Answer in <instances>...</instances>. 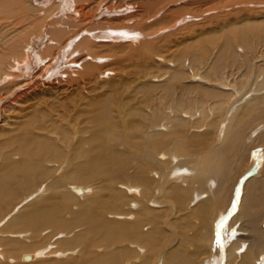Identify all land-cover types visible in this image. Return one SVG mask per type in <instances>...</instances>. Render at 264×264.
<instances>
[{"label":"bare ground","instance_id":"6f19581e","mask_svg":"<svg viewBox=\"0 0 264 264\" xmlns=\"http://www.w3.org/2000/svg\"><path fill=\"white\" fill-rule=\"evenodd\" d=\"M2 1L3 4L1 3ZM2 1L0 3L8 9L6 12L7 16L9 14L12 15V13H9L12 11L11 8L16 10V7H19L20 10L17 13L14 12L15 14L13 13V16L9 19L6 18L7 16L4 19L0 18V121H2L3 115H12L10 117L8 115L7 117L9 118H3L4 123L0 125V136H3L1 138L6 137L2 148H7L9 145L11 147L0 163V264H264V235H259L249 245L238 238L234 227V223L241 213L245 214V211H243L244 207H241L242 205H248L247 199L254 196L259 199V197L264 196H261L264 193V188L260 186L264 185V154H262V151L256 150L251 153L249 159L245 158L244 161H247L246 159L249 161L248 167L241 173L239 171L240 176L238 175L233 180L234 196L236 194L239 195L238 203L242 197V203L240 208H236L235 211H230V213L228 212L230 218L225 216L227 214L223 215L222 213L213 212L212 206H207L208 200L212 197L209 196V193L202 194L198 193V191H193L195 185L202 187L210 181H212V183H208L212 187L210 191H213L212 189H215L217 185L212 179L220 182L226 180L229 169L227 158L229 149L227 148L228 145L224 147L223 143L233 134L234 129L232 128L239 126L235 125L232 127L234 125L232 123L236 122L238 124L239 121L242 123L243 120L244 125H249V119L253 118V116H238L239 110L244 109L248 115L254 112L253 119L258 117L256 115L257 111L259 115L263 114L264 95L262 93L246 99L240 104L235 105L236 102L234 101L232 104L229 103V106L227 105L231 120L224 132L223 141L218 144L222 148L218 146V149L212 150L202 163L200 162L202 167L196 173L199 176L197 177L198 180L201 181L195 183V179L188 176L183 171L186 168L178 162L181 156L186 157V160H188L185 154L193 152H190L193 148L191 146L195 147L193 144L196 139L190 138L187 140L188 144L186 147H177L176 144L185 140L182 138V134L188 128L189 130L195 128L196 124L200 123L199 118L196 121V115L200 117V115L207 112L206 108H198L193 112V108H189L191 105L186 108L185 104L187 102L183 101L184 97L182 95H190L199 91L205 97V102L209 101L206 97H213L215 99L213 108L220 109L224 104H227L229 99L230 101L234 99L238 89H236L237 80H231L224 73V67L222 66L216 68V65L213 64L212 67L210 66V73L207 69L206 75H203L202 72L203 76L201 74H199L200 76L197 75L195 71L198 69L199 59L193 53L184 62L177 60L180 64L175 61L177 65L179 64L178 67L180 65L192 67L186 72L189 75H186L189 81L187 80L188 82L183 83V88L180 91L181 95L174 93V86L176 83L186 80L185 70L187 69L183 68L182 71L176 67L177 69L174 71L170 70L167 66L176 65L171 64L173 62H168L165 68L173 71V73L166 71L164 76L166 79L163 80L161 78L155 82L160 84L158 86L161 88L160 91L163 94V98H170L168 104L171 107L169 108H134L129 114L126 113L128 117L125 121L128 120V122H124V125L119 124V120L113 116L114 112L108 111L105 109L106 106L104 108L103 105L101 106L103 110L100 107L102 111L97 108V111H101L100 113L95 110V113L90 114L89 122H85L86 124L81 119L77 121L81 114L78 113L75 118L72 117L73 119H70V115H66L65 112L66 119H70L77 126L74 129L77 140L72 150H70V157L66 153L62 161H60V164L63 165L65 159L69 158L68 162H66V170L57 180H50L45 189L41 190L38 187L39 191L36 188V191L33 190L34 186L32 185L36 183L37 178L46 177L49 174L48 166L53 167L55 160L58 159L59 161L60 157L58 156H63L62 153L64 152L61 153V151L64 150L61 148L60 150L58 144L56 147L50 142V139L39 132L42 131L44 132L42 134L46 135L51 134L48 122L46 119L44 121L42 119L44 117L39 118V120L37 118L39 125L35 123L30 125L32 121L30 124L26 122V118L29 117L30 112L34 108L31 109V104L26 105L25 97L35 91L38 92L40 89L43 91L52 89L48 81H51V77L58 76L54 72L60 66L59 63L64 61L65 57L69 56L70 53H73L70 50L75 36L80 33L78 29L80 25L92 22L95 18H108V20H104L102 28L108 30L109 34L98 35L94 40L85 39L81 43L79 51L84 56H89L90 60H94L96 56H99L95 61H105L112 54L102 55L101 52L103 50L101 49L105 48L106 53L110 51L109 48L115 49L114 46H109L108 42L110 40L114 41L116 39L118 42L120 40L136 45L135 42L138 37L137 34L133 33V29L135 28L145 34L144 32L149 30V27L142 24H146L145 19L149 18L151 11L158 5L160 6V4H172V2L176 3L175 1L178 0H130L133 3L128 2L129 0ZM213 1L215 3V0ZM185 2L187 3V1ZM117 3L122 4L118 6L116 5ZM186 3L184 6H186ZM92 4H96L95 9L94 11L91 9L90 11H93L92 14H88L86 10ZM131 4L138 8V11H135L136 13H130V10H132ZM193 6L191 7L193 8ZM219 7H221V4ZM163 10L158 11L156 15H163L165 13ZM178 10L175 11L177 12ZM192 11L194 10L192 9ZM179 13V16L183 15L184 9L180 10ZM171 17L170 15H165L158 22H170L174 19V17L173 19ZM131 21L133 25L130 24ZM142 34L141 36H143ZM238 37H241L240 41L248 44V47L254 46L253 43H249L250 36L247 34L241 32ZM139 39L142 40L143 38L139 37ZM144 40L147 41L146 39L142 41ZM231 41L233 40L231 39ZM227 44L231 47L233 42L229 41ZM132 45H128L125 48L133 50L134 47ZM218 62L214 63L217 64ZM97 66L90 64L87 67L85 66L84 69H88V72L93 74L94 72L92 71H95L98 74ZM244 66L246 68L250 67L248 58H244ZM54 67L56 68L54 69ZM257 68L261 72L263 70L260 69L264 68V65ZM210 75H213L212 77L221 75V77L217 81L214 79L213 82V80H209ZM245 76L247 74L242 75V77ZM57 82L59 84V81ZM203 84L208 85L209 89ZM154 86L156 87L155 84ZM149 89H154L153 85H150ZM4 92L5 95H3ZM199 99L202 102V97ZM201 102H198V105H202ZM189 104L191 103L189 102ZM55 106L58 107L56 104ZM54 107L52 108L55 110ZM53 109L49 108V111L48 109L46 111L49 113ZM56 110L59 109L56 108ZM49 114H46L45 118L50 116L48 118L51 119L53 113L50 112ZM138 118L144 120L145 124L141 123ZM57 119L60 118L57 117ZM60 125L58 126L60 127ZM263 127L264 123L262 127L257 128L258 130L255 131L257 134L259 132L258 135L256 134L257 137H254L259 142H264V135L260 134L264 130ZM242 132L244 131L242 130ZM242 132L240 133L242 134ZM63 134L65 133H62V136ZM137 137L139 139L141 137L144 142L139 144ZM66 141L68 140L66 139ZM251 141L253 143V140ZM0 143L3 144V142ZM69 145L71 144L69 143ZM129 145L130 152H123L127 148L129 151ZM141 147L146 150L144 154H146L150 162L148 165H138L136 169L133 168V172L132 170L128 172L132 167H130V164L136 161L135 152L139 151ZM262 147L261 149H263ZM171 148H174V151H172L173 149L170 151ZM170 161L172 165L167 167ZM77 163H80V166H77ZM60 164L59 166H61ZM178 171L181 172L180 175ZM81 172H86L85 176H82ZM67 180L69 183L73 181L77 184L84 180L86 184L97 185L91 192L93 194H98L99 191L108 193L110 199L108 202L105 201L106 198L104 196L106 197V195L104 194L97 197L94 195L91 198L92 193L89 195V191H86V188L80 187V185L71 187L70 195L63 194V191L61 194L60 190L64 188ZM121 182H125L122 186H125L126 193L119 190L120 186L118 183ZM116 186L119 188L117 189ZM165 186H170L169 195L164 192ZM223 187L225 188V186ZM220 188H217V190ZM16 189L34 193H29L28 195L26 193V197L20 199V202L24 201L22 207H19L9 217L10 219L2 221L4 213L7 210V213H9V208H12V204L17 203L16 200L19 199ZM21 190L19 191L21 192ZM219 191L221 192V190ZM55 196H58L57 201H55ZM193 196L194 201L190 200ZM86 198L85 202L76 203L78 208H81V211L77 213L73 211L71 208L73 202ZM169 201H172V204H176L178 209L176 220L172 222L166 221V218L169 217L167 210L161 209L164 207V202L168 203ZM251 201H249L250 204ZM254 206L256 207V205ZM249 209H246L247 213L251 212H249ZM252 209L254 210V208ZM69 217H71V220H68ZM199 219L202 222H198ZM192 224L197 226L196 232L193 231L195 234L189 235V228L192 227ZM176 229L178 230L176 231ZM258 231L262 232L260 229L254 232L260 234ZM175 232L179 234L181 232L182 235L179 236ZM29 233L31 235L29 238L25 239L22 237H27ZM56 236H63V238L57 240ZM57 252H61L60 254L66 259H55Z\"/></svg>","mask_w":264,"mask_h":264},{"label":"rangeland","instance_id":"374dc122","mask_svg":"<svg viewBox=\"0 0 264 264\" xmlns=\"http://www.w3.org/2000/svg\"><path fill=\"white\" fill-rule=\"evenodd\" d=\"M0 1H2V0H0ZM125 1H127V0H125ZM182 1L184 4L183 3L180 4V2H182ZM185 1H187V3ZM128 2L133 3V1H130V0ZM175 2L176 3H174V2H172V4L170 3L171 5L168 2H167L168 4H166V3H163V5L160 4V6H162L161 9H160V6L158 5L156 8H154V10L151 11L152 13L149 15V18L145 19L146 24H142L144 26L149 27V30L144 32L145 34H142L141 31H137V29L132 28L133 33L137 34V37H138V40L135 42L136 45L129 44V42H126V41L124 42V41L119 40V42H118V40H116V39L114 41L110 40V42H108L109 46L110 45L114 46L115 49L109 48L110 51H108V53H106L105 48L101 49V50H103L101 52L102 55L103 54L104 55L112 54L111 55L112 57L108 56L105 61H95V59L99 56H96V58L94 56L95 59L90 60L88 58L89 56H84L83 54H81L79 52L81 49L80 48L81 43L85 39L94 40L96 38V36H98V35H101V34L105 35L107 33L109 34L108 30L102 28L104 20L105 19L108 20L107 17H102L99 19L95 18L94 20L89 19V20H92V22L84 23V24L80 25V28H78L80 30V33L75 36L74 43L71 46L70 52H73L72 54L69 52L71 54V56L69 54V56L65 57L64 61H61L59 63L60 66H58V68L54 67V69L56 68V71L54 73H55V75L58 74V76L57 75L54 76L55 79H54V77H51V81H48V82H50V84L52 86V87L50 86V88H52V89H50L49 91H47V90L43 91L42 89H40L38 92L35 91L33 94H31L29 96L26 95L27 97H25L24 101H27L26 105L31 104L32 108L31 107L30 108L31 109L34 108V109L30 113L33 116L35 115V117H33L31 114H29V117L26 118L27 120L25 119L26 122L28 124H30V122L32 121L33 124L31 123L30 125H34V123L39 125V122H38L39 118L44 117L42 119H43V121L46 119V121L48 122V126H50V129H51V130L49 129L51 134L46 135V134H42V133H44L42 131H39V132L41 133V135H43V136L45 135L46 138L50 139V142H52L56 147L58 144V148L59 149L61 148L62 150H64V151H61V153L64 152V153H62L63 156L62 155L58 156V157H60L59 161H58V159L55 160L56 162H54L55 165H53V167L48 166L49 174L46 177L41 176V177L37 178L36 183L34 185H32V186H34L33 190H35V188L37 189L38 187L41 190L43 188L45 189L46 188L45 186L50 182V180L51 181L53 179L57 180L65 172L66 162H68L69 158L67 157V159H65V161L63 162V165L60 164L61 163L60 161H62V159L66 153H68L69 157H70V150H72V147H74V144H76V140H77L75 138V132H74V129H76L77 126H75L73 124V122L70 121V119L72 117L75 118L79 113V114H81V117L77 121H80V119H81V121L83 123H85V122L88 123L89 122L88 118H90V114L95 113V110H96V112L100 113L103 110V107L105 108V106H106L105 109H107L108 111L111 110L110 112H114L113 116H115L119 120L118 123L121 125H124V122H128V120L125 121L126 118L128 117L127 114H129L131 112V110L134 108H160V107L169 108V107H171V106H169L170 104H168L170 101V98H168V97L166 99L163 98V94L160 91L161 88H159V86H158L159 83H155V82L159 81L161 78H163V80H165L166 78H164V76L166 75V73H165L166 71L173 73V71L177 68H179L182 71H183V68H185V69H187V70L184 69L186 80L184 79L185 81L182 80L181 83H176L174 86V93H178L179 95H181L180 91L183 88V85H184L183 83L189 81V79L186 78V75L189 76L188 73H186V72H188L190 69H192V67L191 66L183 67L182 65H180V66H182V68H180V66L178 67V65L180 64L178 61L184 62V60H188V58L191 57L192 53H193V55L196 54V58L199 59L198 60L199 66L197 65V68L198 69L201 68L200 69L201 71L197 69L195 71V72H197V75L201 74V72L203 75L204 74L206 75L205 72L207 71V69L209 72L210 66L212 67L213 64L216 65V68H220L219 66H222V67H224V73H226V75L231 80L232 79L237 80L236 89H238V91H236L237 93H235L234 99L232 101H230V99H229L227 104H224V106L220 109L213 108V105L215 102V99L213 97H211V96L206 97V99L209 101L205 102V99H204L205 97L203 95H201V93L199 91L196 93H191L190 95H188V94H184L185 96L182 95V97H184L183 101L185 103L187 102L185 104L186 108H188L191 105L189 108H193V112L198 108H206L205 110L207 112L206 114L200 115V117L195 114L196 115V121L199 118L200 123L198 122V124H196L195 128H191L190 130L188 128L187 131H185L184 134H182L183 135L182 138L185 140L182 143L176 144L177 147H179V146L186 147L188 144L187 140H189L190 138H193L194 140L196 139L194 141V144H193V145H195V147L191 146L193 148L191 149L190 152H192V151L193 152L185 154L187 156L188 160H186V157L181 156L180 157L181 159H179L178 163L181 166H184L186 168V170L184 169L183 171H185L188 174V176L192 177V179H195L194 180L195 183L201 181V180H198L197 177H199V176L196 173V172L200 171V169L202 167V164H200V162L202 163L204 158L207 157L209 155V153L212 152V150L218 149L217 147L221 146L218 144L223 141L222 139H224V132L226 130V127H228V124L231 120V118H229V111H228L227 107L230 104H232V102L234 103V101L236 102L235 103V105H236L238 103L240 104L242 101H244L246 99L253 98L256 95H259L262 93L264 95V68L260 69V70H263L261 72H259L258 71L259 69L257 68L259 66L264 65V0H218V1L215 0V3L213 0L212 1L211 0H195V1H193V0H178ZM1 3L3 4V1ZM1 3H0V18L4 19L7 16L6 12L8 11V9H6L5 6L2 5ZM122 3H117L116 5L119 6ZM185 3H186V6H184ZM218 3H219V6L221 4V7L218 6ZM190 4H191V6L196 5V7L193 6V8H192L190 6ZM203 4H205V5H203ZM95 5L96 4H92L91 7L87 8V10L85 9L86 12L88 14H92V12L95 9L94 8ZM204 6H206V7H204ZM212 6H214V7H212ZM167 7H168V9H166ZM180 7H181V9H180ZM135 8H137V7L132 5V8H131L132 10H130L131 11L130 13H132V12L136 13L135 11L136 10L138 11V8L137 9H135ZM176 8L179 9L177 11L178 13L175 11V10H177ZM198 8H200L201 10ZM207 8H208V10H207ZM213 8H216V9H213ZM11 9H12V11L9 13H12V15L9 14L6 17L8 19L11 16H13L14 12L17 13L20 10L19 7H16V10L14 8H11ZM91 9H93V11H90ZM162 9H164L163 11L165 12V13H163L164 16L170 15V16H172L171 19H173V17H174V19L171 20L172 22L171 21L170 22H158L161 19H163L164 16L161 14L156 15V13ZM183 9H184V14L179 16V14H180L179 11L183 10ZM192 9L194 11H192ZM172 10L175 12H173ZM89 12H91V13H89ZM177 17H178V19H176ZM86 21L88 22V20H86ZM131 22H130V24L133 25V22L132 23ZM161 23H163V24H161ZM19 27H21V25H19ZM241 32L250 36L249 43H253V45H254L253 47H248V44L242 43L240 41L241 37L239 38L238 36H239V34H241ZM141 34L143 36H141ZM112 37H114V36H112ZM139 37L146 39L147 41H145V40L142 41L143 39L141 40V39H139ZM231 39L233 41H231ZM229 41L233 42L231 47H229L228 46L229 44H227V43H229ZM225 44H226V46H224ZM128 45H132L134 47L133 50L130 48H128V49L125 48ZM74 53H76V54H74ZM38 56H40V55H38ZM244 58H248V60L250 61V67L249 68H246L244 66ZM70 59H71V61H69ZM78 59H80V60L78 61ZM218 60H219V62H218ZM82 61H83V63H82ZM175 61H177V63H179V64L177 65V63ZM216 61L218 62L217 64L214 63ZM168 62H170V63L173 62L171 64H174L176 66H167ZM90 64L98 65L97 66L98 67L97 68L98 74H96L95 71L91 70L92 72H94V74H93V73L88 72V69H84L85 66L87 67ZM202 64H204V65H202ZM220 64H223V65H220ZM166 66L168 67V69L173 70V71H169L168 69H166L165 68ZM251 70H252V72H251ZM85 72H87V74L84 75ZM54 73H53V75H54ZM243 74H247V76L242 77ZM88 76H90L91 78L90 77L87 78ZM212 76L213 75H210L209 80H213V82H214V79H216L215 81H217V79L221 77V75H218L217 77H215V76L212 77ZM56 80L59 81V84H57L58 82ZM240 80H242L241 83H239ZM53 81L54 82L56 81V82L54 83ZM233 82H234V80H233ZM154 84L156 85L157 88L154 86ZM150 85H153L154 89H149ZM203 85H205V84H203ZM205 86L207 87V89H209L208 85H205ZM253 89L255 91H251ZM150 90H153V91H150ZM239 90H241V91H239ZM36 92H37V94H36ZM3 95H5V92ZM34 97H36V98H34ZM201 97L203 99L202 102L204 101L203 103L201 102V99H199ZM191 98H193V99L191 100ZM109 101H111V102H109ZM29 102H31V103H29ZM189 102L191 104H189ZM198 102H201L202 105H198L199 104ZM64 103H66V104H64ZM32 104H34V105L32 106ZM49 104H51L53 106H51ZM55 104L58 107H56ZM102 105H103V107H101ZM52 107H54L55 110ZM63 107H65V108H63ZM100 107L102 108V110L100 109ZM49 108L53 109V111L56 112V114H55V112L50 110V112H52L54 114V115L52 114V117L54 118V116H55L54 120L52 117H51V119L48 118L50 116H47L45 118V115L50 113V112L48 113ZM56 108L59 110H56ZM97 108H99L101 111H99V110L97 111ZM108 108H110V109H108ZM263 108H264V105H263ZM47 109H48V111H46ZM76 110H78V111H76ZM29 111H28V113H29ZM59 111H60V113H59ZM65 112H66V115H68V114L70 115V117L67 116L70 119H68V120L66 119V115L64 114ZM260 112H261V110H260ZM253 113L254 112L249 113V115H248V113L244 109H242V110H239L238 116H241V115H242V117L243 116H253V118H254ZM262 113L263 114L259 115L258 111H257V114L256 113L255 114L258 117L255 119L250 118L249 119L250 121L248 120L252 125L250 123H249V125L248 124L244 125L243 120H242V123L240 121L238 124L236 122L232 123V124H234V125H232V127H234L235 125H239V126H235L236 128L235 127L232 128V129H234L233 134L231 136H229L228 139L226 141H224V143H223L224 147H225V145L226 146L228 145L227 148L229 149L227 151V153L229 152L227 154V158L229 161V164H228L229 169H228V173H227L228 179L226 178V180L224 182L215 181V179H212L215 182V184L217 185V186L215 185L216 186L215 189L214 188L212 189L213 191H210V188H212V187L209 186V184H208V183H212V181L206 183V185L204 184L202 187L195 185L194 186L195 188H193L194 189L193 191H198V193H202V194L203 193L204 194L209 193V196L210 197L212 196V197L210 200H208L207 206H210V207L212 206L211 209L213 210V212L222 213L223 215L227 214V215H225L227 218H230V215H229L230 211H235L236 208H240L241 203H242L241 202L242 197L240 198L239 203H238L239 195L236 194L234 196L235 189H234V186H232L233 180H235L234 178L239 175V173H238L239 171L241 173L243 170H245L248 167V165H249L248 159L250 158V155L252 152L259 150V151H262V154H264V142L263 141L259 142V140H256V138H254V137H257L256 136L257 133L255 131L258 130L257 128L262 127L263 123H264V119H263L264 118V111H262ZM251 114H253V115H251ZM8 115H9V117L12 116L11 114H6L5 116L3 115L1 118L2 121H0V125L2 123H4L3 118H9V117H7ZM256 115H255V117H256ZM57 117L60 118L61 120L57 119ZM37 118H38V120H37ZM47 118H48V120H47ZM200 118H203V119H200ZM241 119H243V118H241ZM251 119H252V121H251ZM6 120H9V119H6ZM65 120H66V122H65ZM138 120H140L141 123L145 124L144 120L139 119V118H138ZM54 121H56V122H54ZM244 121H245V119H244ZM60 123H62V124L60 125ZM46 125H47V123H46ZM58 125H60V127ZM257 125H258V127H257ZM37 126H35V127H37ZM60 129H61V133H60ZM240 129H241V131H239ZM242 130L244 132H242ZM251 130H252V133H251ZM66 131H67V133H66ZM190 131H192V132H190ZM240 132H242V134ZM59 133H60V137L58 136ZM62 133H65V134H63V136H62ZM263 133H264V130L260 134L264 135ZM258 134H259V132H258ZM73 135H74V137H73ZM1 137H3V136H0V142H3V144L0 143V145H1V147H0V163L3 161L4 157L7 155L6 153H8V151L11 148L10 145H9V147L7 146V148L6 147L2 148V145H4V141H5L6 137H4V138H1ZM239 137H241V138H239ZM229 138H231V139H229ZM66 139L68 141H66ZM137 139L139 141V144L144 142L141 139V137H140V139L137 137ZM251 140H253V143ZM69 143L71 145H69ZM254 143H255V145H254ZM197 144H199V145H197ZM128 147H129V151L127 148V149H124L123 152H125V153L130 152V145ZM261 147L263 149H261ZM220 148H222V146ZM258 148H260V149H258ZM171 150L174 151V148H171L170 151ZM177 151L179 152V150H177ZM135 153H136L135 154V156H136L135 160L136 161L132 162L130 164V167L131 166L132 167L129 169L128 172H130L131 170L133 172V170L136 169V167L138 165H144V164L148 165V163L150 162V160L148 159L146 154H144V153H146V150L143 147H141V149L139 151H136ZM146 157H147V159H146ZM183 158H185V159H183ZM245 158H248V159H246L247 161H244ZM59 164L61 166H59ZM46 165H48V164L46 163ZM171 165H172V162L170 161V162H168L167 167H171ZM77 166H80V163H77ZM151 167H153V165H151ZM85 173L86 172H81V175L85 176ZM180 173L181 172L178 171L179 175H180ZM231 178H233V179H231ZM124 183L125 182L118 183L120 188L118 186H116V187H117V189L119 188V190H122L121 192L126 193L127 191L124 189L125 186L124 187L122 186ZM73 184H75V185H73ZM118 184H116V185H118ZM64 185H65L64 188H62L60 191H61V194L63 191V194H65V195H70V193H71L70 190H71V187H73V186H77V185L79 186L80 185V187L86 188L85 190L89 191L88 192L89 195H91V193H92L91 191L93 190V188L97 187V185H94L92 183L86 184L84 182V180L79 184H77L73 181H70V183H69V181L67 180L66 184H64ZM223 186H225V188ZM260 186H261V188H264V185H260ZM164 188H165L164 192L169 195V193L171 191L170 186H165ZM217 188H220V189L217 190ZM224 189H226V190H224ZM19 190H21V189H16V193L18 191L17 194L19 196V199L16 200L17 203L12 204V208L11 207H10L11 209L9 208V210H10L9 213H7L8 210L4 213V215H3L4 219L2 218L3 219L2 221H5L6 219H10L9 217H11L12 214L14 212H16V210L19 207H22V205L24 204V201L20 202L21 201L20 199L25 198L27 192H25V190L24 191L21 190V192H20ZM33 190H31V191H33ZM219 190H221V192ZM67 191H68V193H67ZM207 191H209V192H207ZM227 192H229V193H227ZM19 193H21V194H19ZM29 193H34V192L29 191L27 193V195ZM22 194H24V195H22ZM103 194L106 195V197L104 196V198H106L105 201L108 202L110 199L109 198L110 195L108 193L106 194V193H102L99 191L98 194L92 193V195L90 197L93 198L94 195H95V197H97L98 195L102 196ZM219 194H220V196H219ZM232 195H233V197H232ZM263 195H264V193H262L261 196H263ZM55 197H56L55 201H57L58 196H55ZM234 197H235V199H234ZM263 197H259V199L257 198L258 200L255 198V196L251 197L250 199H247L248 205H245V206L242 205V207H241V208L244 207L243 211H245L244 212L245 214L241 213L240 217H238V219H240V220L237 219L236 222L234 223L235 224V226H234L235 227V234L244 243L249 244L250 242H253L255 239H257V237L259 235L260 236L264 235V233H262V232H264V198ZM86 200H87V198L81 199V200L79 199L78 202H73V205L71 206L73 211H75L76 213L80 212L81 208H78V204H76V203H83ZM164 200H165V198H164ZM190 200L194 201V196ZM250 200H252L251 204L249 203ZM209 201H211V202H209ZM173 203H174V201H173ZM246 204H247V202H246ZM253 204L256 205V207ZM163 205H164V207L161 209L167 210V214L169 215V217L166 218V221H169V222L175 221L176 220L175 218L178 215L177 214V212H178L177 205L172 204V201H169L168 203L164 202ZM252 208H254V210ZM246 209L247 210L249 209V212L250 211L251 212L247 213ZM5 214H8V215H5ZM73 219H74V217H73ZM68 220H71V217H69ZM199 221L202 222L200 219L198 220V222ZM185 224H186V222H185ZM187 224H190V223H187ZM192 227H193V229H192ZM192 227L189 228L190 229L189 235H194L195 234L194 232H196L197 226L195 224H192ZM202 228H204V227H202ZM257 229L262 230V232L258 231V232H260V234L256 233ZM177 230L178 229H176V231ZM254 231H256V232H254ZM197 232H198V230H197ZM27 233H28V231H27ZM175 233H178V232H175ZM178 235L180 236V235H182V233L180 232V234L178 233ZM178 235H177V237H178ZM30 236L31 235L29 233L27 237L26 236H22V237L27 239ZM55 238L57 240H59V239L63 238V236L62 237L56 236ZM52 250H54V249H52ZM60 253L61 252H57V256L55 257V259H63V260L66 259V257H64Z\"/></svg>","mask_w":264,"mask_h":264}]
</instances>
